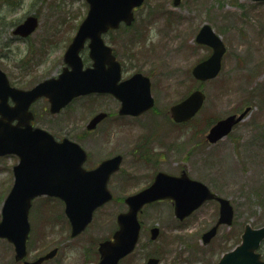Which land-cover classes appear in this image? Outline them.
Returning a JSON list of instances; mask_svg holds the SVG:
<instances>
[{"label":"rangeland","instance_id":"374dc122","mask_svg":"<svg viewBox=\"0 0 264 264\" xmlns=\"http://www.w3.org/2000/svg\"><path fill=\"white\" fill-rule=\"evenodd\" d=\"M16 3L12 8L0 0L1 40L10 38L11 28L28 11L39 9L42 13L40 29L27 45L28 49L34 48L30 55L25 54V45L19 46L21 55L27 56L24 61H28V65H24L28 66L27 72L20 81L23 85L32 79L36 82L51 76L60 69L63 43L74 34L72 27L83 17L86 4L84 0H39L34 4L29 0L22 3L16 0ZM52 10L72 12L63 30L54 37L53 28L60 22ZM136 15L135 24L119 33V55L123 61L130 55L137 61L152 63L151 92L157 102L156 111L136 118H118L115 105L110 106V100L101 98L78 99L58 114H51L48 103L40 100L33 108L37 115L35 125L56 136L76 138L83 135L88 119L95 112L109 110L111 115L90 134L93 141L83 139V142L89 147L94 145L97 159L119 152L124 157V167L129 166L132 157H145L148 152L145 142L152 131L167 146L174 145L173 149L166 148L168 152L163 151L167 157L165 168L179 166V171L185 169L189 176L228 198L234 208L233 223L219 227L217 234L204 245L201 234L215 221L216 204L206 203L184 222H179V230L167 203L147 207L140 216L142 231L137 248L121 264H142L146 255L161 257L160 264H213L224 251L239 242L246 223L253 227L264 225V1L182 0L174 7L172 0H146ZM204 23L220 35L226 52L219 74L200 82L192 76L191 68L210 53L206 46L194 41ZM46 29H49V39L61 37V47L54 53L53 50L49 54L37 50L40 35ZM11 42V52L17 51L15 45L20 43ZM2 57L0 67L12 71V63ZM194 89L205 94L203 105L193 118L177 126L170 121L169 107ZM246 106L250 111L229 135L213 144L207 141L205 135L216 120L239 113ZM103 132L108 133L109 143L101 139ZM7 160H0V206L7 192L4 181L9 179L2 172ZM139 169L136 168V180L127 187L129 192L139 189L149 179L146 174L140 175L143 170ZM115 192L120 194L116 189ZM39 199L33 201L29 218L26 258L33 259L57 247L55 257L45 264H93L98 242L110 236L115 227L114 205L103 212L97 210L91 226L79 237L72 238L62 206L45 204L43 207L37 203ZM153 225L160 228L155 240L150 239L148 231ZM83 251L89 255H84ZM260 251L264 255V243ZM13 256V246L0 239V264H21Z\"/></svg>","mask_w":264,"mask_h":264},{"label":"water","instance_id":"95a60500","mask_svg":"<svg viewBox=\"0 0 264 264\" xmlns=\"http://www.w3.org/2000/svg\"><path fill=\"white\" fill-rule=\"evenodd\" d=\"M89 11L79 26L71 44L65 52V61L71 69H65L58 78L44 80L31 90H20L8 86L7 79L0 71V154L18 153L20 163L15 166V182L1 209L0 237H6L15 246V259L25 255V242L29 231L27 219L30 201L41 194H56L64 199L65 212L72 225L71 234L80 232L91 219L93 209L109 199L105 181L109 173L117 167L120 157L106 160L98 168L84 172L81 164L85 158L82 148L67 139L56 142L53 136L44 129H32L28 123L27 107L39 96H46L51 103L50 111L56 112L72 97L91 91H110L121 99V113L137 114L152 104L149 94V81L140 74L117 84L119 67L114 66V73L101 70L104 61L111 58L110 50L100 38V34L108 27H116L120 21L129 23L132 19V8L142 0H87ZM180 0H174L177 5ZM35 27V19L28 18L18 27L22 34H27ZM90 38V56L93 68L82 70L78 55L84 40ZM197 41L209 44L214 48L212 55L195 65L193 75L200 79L214 77L220 69L221 54L224 46L208 25H204L197 35ZM106 57L105 60L103 58ZM11 96L15 101L13 107H7L6 98ZM204 94L200 90L193 91L184 100L171 107L172 117L176 121L191 118L201 107ZM247 109L238 116L229 115L217 121L207 134L210 142H215L225 136L233 124L243 118ZM17 117L18 123L10 125ZM6 118V120H4ZM101 118L97 115L88 127H93ZM23 126V127H22ZM70 171H67V170ZM91 176L96 181L87 177ZM85 178L86 180H82ZM100 180V181H99ZM214 195L201 182L189 178L185 172L179 177L160 173L147 188L127 197L128 211L118 215L119 228L113 234V240L100 243L101 260L98 264H116L135 246L139 235L137 211L143 203L156 198L172 197L175 199V212L180 218L189 214L205 199ZM220 222H231L232 207L227 199L219 198ZM213 227L204 234V241L215 233ZM157 235V228L151 230V237ZM264 239V225L252 228L246 225L241 235V242L231 251L225 253L216 264H264L255 250ZM54 250L32 262L24 264H39L43 259L51 257ZM146 264H157L156 258H149Z\"/></svg>","mask_w":264,"mask_h":264},{"label":"flooded vegetation","instance_id":"af4514ba","mask_svg":"<svg viewBox=\"0 0 264 264\" xmlns=\"http://www.w3.org/2000/svg\"><path fill=\"white\" fill-rule=\"evenodd\" d=\"M2 1H3V3L5 5H7V6L10 5L12 8H14L15 3H16V0H9L10 2L8 0H2ZM19 1H21V3H22L23 0H19ZM29 1H31V4H34L36 1H39V0H29ZM42 1H46V0H42ZM145 2L146 1L144 0V2L142 3L141 6H139L138 8H135V10H134V12H135V20L134 21H136V19H137L136 12L142 8V6L144 5ZM85 4H86V2H85ZM38 10L39 9H36V10H33V11L31 10V11H28L26 14H24V17L19 22H16L13 25V27L11 28L10 38H5L3 40L0 39V41H1L0 42V57L3 58L2 56H4L10 63H12V69L14 71L13 70L12 71H8V70L4 71L1 67H0V69L5 73V75H6L7 79H8L9 85L13 86V87H16V88L30 89L35 84H37L38 82H40L41 80H43L45 78L52 77V76H57L65 68L66 64L64 62L63 54H64L67 46L71 42L73 35L77 31L81 20L85 17V15L87 13V10H88V5L87 4L85 5V9H84L85 11H84L83 17L78 21L77 24H74V26L72 27V31H74V34L71 37H69L63 43V47L62 48H64V49L62 51H60L61 52V61H62V65L60 66V69L55 74H53L51 76L43 77V78L39 79L36 82H33V79H32V81L30 80L28 82V84L21 85L20 81L24 79L25 74H26L27 69H28V66H24L25 63H27V65H28V61H24V59H26L27 58L26 55H30L31 50L34 49L33 47L31 49L27 48V45H30L29 39H30V37H32V36L37 34V32L40 29V26L42 24V17H41L42 13L38 12ZM51 13L53 15L58 16V22H60V24L58 26L53 28V30H54L53 31V37H54L56 35V32L58 34H60V32L63 30L62 26L67 24L66 23L67 22V18L72 16V12L71 13H65V12L61 13L60 11L59 12H55V10H52ZM59 15H61V16L59 17ZM31 16H33L35 18V20H36L35 29L32 32L27 33V34H21L19 32L15 33L16 27L19 26L26 18L31 17ZM43 21H45V20L43 19ZM134 24H135V22H133L130 26H126L124 24H119V26L117 28H109L107 31H105L104 33L101 34V38H102L104 44H106L107 46L110 47L111 55L114 57L115 61H117L119 63L120 70H121V79H125V78L129 77V76H131V74H133L135 72H140V73L146 75L149 78V80H150V89H151L152 88V81H151L150 74H152V72H150V69L152 67V63H148L146 61H144V62L143 61L142 62L137 61L136 57H132L130 55L125 57L126 61H123L120 58L121 56L119 55V33L120 32H124V31L126 32ZM60 26H61V28H60ZM1 33H3V31L0 29V35H1ZM48 34H49V29H46L45 31H43L42 34L40 35V37L42 38V39H40L41 42L38 44V46L35 45L38 48L37 50L39 52L41 51V53L47 51L48 54H49V53H51L52 50H53V53H54L56 48H60L61 47V45H60L61 37H57L56 39L52 40V39H49ZM11 41L16 42V43H20L19 45L18 44L15 45V47L18 48L17 51H15V50L13 51L15 53V55H14L13 52H11V50H13V48L11 47V43H12ZM88 42H89V39H87L84 42V45H83L82 49L79 52L81 60H82V68L83 69L92 66V60L89 57ZM21 44L25 45V47H26L25 48V50H26L25 57H23V55H21L22 51L20 50L21 48L19 47ZM200 45H202V44H200ZM203 46H206V45H203ZM206 47L209 49V52L211 53V51H212L211 48L208 47V46H206ZM149 58H153V57L150 56ZM154 63H156V62L154 61ZM142 64H143V66H142ZM113 68H114L113 67V63L111 65L108 62H104L103 65H102V69L103 70H110L109 72H111V70H113ZM151 94H152V92H151ZM101 98H106L107 101L110 100L111 101L110 106H114L115 105L116 116L118 118H123V117L136 118V117H139L141 115H145L146 113H150L152 111H156L155 109L157 107V104H156L157 102L155 100V96L152 95V98H153L152 107L147 109V110H145L141 114L136 115V116L130 115V114H120L119 108H120L121 103H120V100H119V98L117 96H114L111 93H105V92H92V93L83 94V95H80V96H77V97L73 98L61 111L65 110L66 108L71 106L73 104V102L78 100V99H82V100H86V101H88V100L95 101V100L101 99ZM40 100L45 101V102L48 103L46 98H42V99H36L35 101H33V102H31L29 104V110L32 113V116L30 117V121H31V125L32 126H36L35 125V119H36V116H37L33 108ZM5 102L7 104V107H9V106L13 107L15 105V101L10 96H8L6 98ZM176 102H174V103H176ZM99 113H103L104 116L101 118L100 121H98L96 123V125H94V127H92L91 129H88L87 128V124L89 123V121L96 114H99ZM110 115H111V113H110L109 110H99V111L95 112L88 119V121H87V123L85 125V128L82 131L83 135H81V136L79 135L76 138H73L72 136H66V135L56 136L54 134V137H55L56 140L61 141L63 138H69V139L77 142L84 149V151L86 153V158H85V160L82 163V167H83V169L85 171H90V170L92 171L102 161H104V160H106L108 158L114 157L116 155H121V161H120L119 167L115 171L111 172L110 175L108 176L107 180H106L107 188H108V190L111 193V199L106 201V202H104L100 206H98L93 212V217H94V214H95V212L97 210H102V212H103V211H105L106 207L108 208V207H110L112 205H114L113 207L116 208L115 219H114L115 227L113 228L111 235L106 237V238H104V239H102V240H100L98 242V245H99V243L101 241H103L105 239L112 238L114 232L118 228L117 215L120 212L126 211L127 208H128V205L126 203V197L128 195L133 194L136 191H138V190L150 185L153 182V180L155 179V176L157 174H159V173L164 172V173H167L169 175H173V176H177L178 177L179 174L182 172V169L179 171V166H177V167H175L173 169L165 168L164 164L167 162V157L164 155L163 151H167L168 148L173 149L174 145L169 147V146H167V143H164L163 141H160L157 138V135H156L155 131L151 132V134L149 135L148 139L145 142V144L147 146V151H148L145 154V157L143 159H136L135 158L136 156L132 157L131 158L132 161H131V163L129 164L128 167H124L123 166L124 157L119 152L114 153V154H104L102 156H99L98 159H97V154L95 155V152H93L95 150L94 145L90 143L93 146L89 147L86 143L83 142V139H88V140L94 139V137L90 136V134L94 133L96 131V129H98L99 125L102 124ZM4 120H6V118ZM170 121H172L175 125L179 126V122H175L171 118H170ZM17 122H18V118H14L13 120H11V124H15ZM151 122H153V121H151ZM154 122H155V124H157L158 121L155 120ZM116 126L117 127L119 126L117 122H116ZM101 139L104 141V143H109L108 140L110 139V137L108 136V133L103 132V134L101 136ZM154 143H156V146H154ZM178 147H179V145H178ZM0 159H2V160L9 159V162H5L4 167L2 168L3 169L2 170L3 174L7 175L9 177V179L7 181L6 180L4 181L6 183V186H7V191H9L11 189L12 185H13V182H14V166L20 162L21 157H20V155H17V154H5V155L1 156ZM141 160L144 161V162H142ZM136 168H140L139 170H143V172H140L139 174L140 175L141 174H146V175H148L149 179L146 182V184H144L139 189H137V190L134 189V191L129 192L127 190V187H129L131 185V183L136 180V175H138V174H136ZM87 180L91 181V178L90 179L87 178ZM101 182H102V180H101ZM114 188L117 191H119L120 194L116 193ZM211 191L214 192L213 190H211ZM36 198L37 199L40 198L39 200H37V203H40L41 205H43V207L45 206V204H51V205L57 204V205H61L62 206V209H63V212H64V202L61 200V198H59L57 196H39V197H36ZM208 202H213L214 204H216V206L218 208L216 219L210 225V227H212L216 223V221L218 219V213H219V203H218V201L216 199L206 200L197 209H195L189 216H187L186 218H183L181 220V219H179V215H177L175 213L174 200L172 198H168L167 197V198H161V199L153 200V201L148 202V203H146V204H144L142 206L141 210H139V212H138V219H139V222H140L141 229H142V223H141V220H140V216L143 213V210L145 208H147V207H153V206H156V205H158L160 203H167L169 205L170 211L172 212V215L174 217V221H175L176 228H177V229L176 228L175 229L179 230V222L180 223L184 222L188 217H190L196 211H198L199 209L203 208L205 206V204L208 203ZM50 217L53 218L52 216H50ZM50 217H48V218H50ZM93 217H92L91 222L87 225V227L81 233L77 234L76 236H74L72 238H76V237H79L80 235H82L88 229V227L91 226V224L93 222ZM65 218H66V221L68 223L69 234H70L71 225H70V222H69L68 218L66 216H65ZM154 226L158 227L157 225H153V226L149 227V229H148L149 236H150L151 229ZM221 226L222 225H220L219 227H221ZM210 227H208L206 230H208ZM205 231L202 232L201 236L203 235V233ZM159 233H160V228L158 227L157 235H159ZM98 245H97V248H96L97 257H96V260L94 258V261L92 262L93 264H97L98 261L100 260V254H99V251H98ZM53 248L55 249L54 255L51 258H49L47 260H44L41 264H45L49 260H51L52 258L55 257V255L58 252V248L57 247H52L51 249H53ZM134 251L131 252L130 254H127L126 256L122 257L119 260L118 264H121V262H123L125 259L130 257L134 253ZM46 252H44V253H46ZM44 253H40L36 257H39V256L43 255ZM83 254L84 255H89V253L86 254L85 251H83ZM146 256H148V257L145 259V261L150 256H156V255H146ZM156 257L158 258L159 264H160V262L162 261L161 257H159V256H156ZM145 261L142 264H144Z\"/></svg>","mask_w":264,"mask_h":264}]
</instances>
